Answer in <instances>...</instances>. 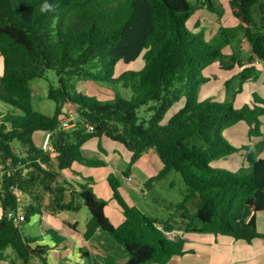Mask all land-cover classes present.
I'll return each instance as SVG.
<instances>
[{"label":"trees","instance_id":"1","mask_svg":"<svg viewBox=\"0 0 264 264\" xmlns=\"http://www.w3.org/2000/svg\"><path fill=\"white\" fill-rule=\"evenodd\" d=\"M45 3L53 10L42 12ZM230 7L241 25L221 26L208 40L204 30H189L187 23L199 8L222 18L218 0H0V103L5 105L0 107V261H8L11 252L21 264H50L51 247L35 246L38 238L27 236L24 225L36 215L79 212L84 206L90 212L84 239L101 230L127 255L124 262L110 253L94 260L81 248L85 264H168L175 256L194 253L186 250L190 235L229 236L248 243L264 238L257 227V216L264 213L260 148L247 151L248 166L237 172L219 165L240 151L226 140V130L244 122L249 137L264 136V99L254 98L252 105L240 108L231 100H200L202 86L216 78L206 74L212 65L243 68L226 82L229 89L239 78L235 98L260 74L255 62L264 63V1L230 0ZM238 43L249 49L246 64ZM140 57L143 69L115 77L119 62ZM48 71L57 76V84L50 83L48 90L56 106L52 116L34 110L31 89V81L45 78ZM76 81H93L115 96L99 100L79 93ZM119 86L130 90L131 97ZM182 99L183 107L163 124ZM67 104L75 105V121L69 127L63 124ZM38 131L50 135L52 150L36 145ZM102 138L131 152L126 177L144 154L157 152L163 168L145 187L170 172L182 177L187 189L175 213L159 220L128 205L119 191L122 181L110 174L108 181L124 214L120 226L111 223L107 202L87 182L64 173L75 163L105 165L83 154L87 142ZM80 176L94 182L93 177ZM192 201L195 209L190 208ZM174 232L182 234L168 235ZM51 238L56 246L65 242L61 236ZM10 264L18 263L15 259Z\"/></svg>","mask_w":264,"mask_h":264},{"label":"rangeland","instance_id":"2","mask_svg":"<svg viewBox=\"0 0 264 264\" xmlns=\"http://www.w3.org/2000/svg\"><path fill=\"white\" fill-rule=\"evenodd\" d=\"M194 2V0H190ZM264 1V0H262ZM222 9L223 15L220 18L217 14L210 13L206 9H197L190 17L187 23V27L189 30L195 31L194 25L199 19H201L202 15H204V25L207 39L213 40L220 29L221 26L234 28L241 25L240 20H238L234 15L230 7V0H218ZM204 10V11H203ZM253 12L255 14V20L259 22V15L257 14L258 8L254 7ZM242 35H240V38ZM236 48L242 52V63H248L249 59V49L245 44H235ZM229 50V48H228ZM255 66V65H254ZM144 61L142 57H140L137 61L131 63L119 62L115 67V77L118 78L122 73L127 71H139L143 69ZM217 66H213L211 71L207 72L208 76L214 77L215 70ZM256 67V66H255ZM219 79L216 77L213 78L209 84H205L202 86L200 90V100L201 101H213V102H225L227 100H231L234 102V99L238 96L235 95L233 98V94L239 88V78L237 80L234 79L229 89L226 88V82L228 80H221V76L227 74L228 76L234 77L236 76L240 70L243 68L237 67L239 72H232V70H224L219 68ZM225 75V76H227ZM259 76V74H258ZM50 83L57 84V76L54 71H48L45 78H38L31 81V89L33 94V108L36 112L52 116L55 113V103L48 98V90ZM120 92L126 97H131V92L128 89H124L121 86ZM76 89L79 93H83L89 96L96 97L99 100H109L114 98L115 93L113 90L108 87L98 85L93 81H76ZM245 89L244 95L249 94V99L244 100L245 104L252 105L254 103V98H262L264 99L263 92L260 89H257L255 86H248ZM229 90V91H228ZM243 90L240 92L238 99H240L243 95ZM232 93V94H231ZM241 102V103H243ZM185 103V99L177 102L167 113L164 118L163 124H167L169 120L183 107ZM243 104V105H245ZM5 105L0 103V107H4ZM66 113L68 116L63 118V124L65 127H69L70 121H75V105L67 104L65 106ZM145 108L141 109V113L144 115ZM49 134H45L44 132L38 131L35 134V143L39 144L41 140H44L42 148L44 149V144L48 139ZM224 136L226 140L240 147V151L236 154L243 152L246 158V151L248 148L254 149L255 147L260 148L261 158L264 159V136H254L249 137V130L244 122L238 123L232 129L225 131ZM40 137L42 139L40 140ZM102 141V142H101ZM252 141V142H251ZM238 143V144H237ZM237 144V145H236ZM244 146V147H243ZM49 147H51L50 143H48L46 151H50ZM89 149L85 154L86 158L101 160L105 163L103 166L92 167L97 171H94L92 175L94 182H90L87 180H83L79 178L80 182H87L88 185L92 188L94 193L100 198L107 202L105 213L109 218L111 223L116 227L120 226L124 220L123 210L118 203V201L114 198V191L108 181L110 174L117 173V176L120 177V180L124 181L122 177L123 172L126 170L128 164L131 161V152L121 143L111 141L107 138H103V140L98 139L95 140L94 143L89 144ZM96 150V151H95ZM98 151V152H97ZM97 152V153H96ZM101 155V156H100ZM248 166V162L246 160ZM236 165L233 161L226 162L225 165H221L222 168L228 169L230 171H235ZM87 168V167H85ZM163 164L155 150H150L148 153L144 154L143 157L138 160V162L132 167V171L135 172V184L138 186V181L140 178H145V181L141 182L142 190H138V194L132 197L131 193H129L125 188L120 187L119 191L122 198L126 201V203L130 206L137 207L146 215L158 218L159 220H166L172 213L176 212V207L183 200V196L186 192V185L182 179V177L175 173L170 172L165 178L160 181H153L151 186L145 187V183L159 174L162 170ZM237 168V167H236ZM242 168V165L241 167ZM115 172H112V170ZM85 173V170H83ZM97 172V173H96ZM122 172V173H121ZM85 175V174H83ZM105 179V180H104ZM141 191L144 192L141 193ZM193 202V201H192ZM190 205L191 209H195L196 202H193ZM90 218V212L87 207H83L79 212H64L58 217L50 216L49 214H43L41 219L34 218L29 224L24 225V232L27 236H39L40 234L44 235L46 233H50V235L61 236L65 239V243L75 242L76 240L72 237L74 232L76 235L84 236L86 231V225ZM74 221L77 222L76 229L73 228L72 225ZM48 233V234H49ZM103 231H98L97 234L88 242V245H94L96 249L91 252V256L94 260L100 259L106 253L112 252L119 257L125 255L124 251L118 250L114 248V243L111 238ZM182 232H174L169 236L175 237L176 235H180ZM195 245V243H194ZM87 249V248H85ZM88 250V249H87ZM56 256H49V260L51 263H54ZM17 260L18 264H21V261L18 260L13 253H9L8 261H0V264H10L12 260ZM54 261V262H53ZM57 262V261H56ZM55 262V263H56ZM57 264H64L57 263ZM85 264V262H83Z\"/></svg>","mask_w":264,"mask_h":264},{"label":"crops","instance_id":"3","mask_svg":"<svg viewBox=\"0 0 264 264\" xmlns=\"http://www.w3.org/2000/svg\"><path fill=\"white\" fill-rule=\"evenodd\" d=\"M203 18H204V15H202L201 19H199V21H197L195 23V25H194L195 31H199L200 29L205 28ZM197 24L200 25L199 28H196ZM204 31H205V29H204ZM205 33H206V31H205ZM206 36H207V34H206ZM224 52L230 53V50H228V48H225ZM249 55H250V53H249ZM213 66H217L216 69H214V70L216 71L215 76L218 77V75L220 73V71L218 69V67L220 68V66L218 63L209 67L206 71V74H207V72L211 71V68ZM255 66H256V69H258L260 71L259 76L254 80H250V81L246 82L243 85V87L247 88L248 86H255V87H257V89H260L264 95V63H260V62L256 61ZM3 72H4V60L0 54V77L2 76ZM232 72L234 73V72H239V71H238V69L235 68ZM225 75H227V74H224L223 76H221V80L222 79L223 80H229L232 78L231 76H228V75L225 76ZM218 79H219V77H218ZM244 92H245V89L243 90V95H244ZM239 94H237V95L239 96ZM238 96L234 99V105H235V107L240 108L243 106V104L246 103L243 101L244 100L247 101V99H249V94L242 96L240 99H238ZM241 102H243V103H241ZM262 122H263L262 132L264 133V117H262ZM246 126H247V124H246ZM232 128H230V129H232ZM247 128H248V126H247ZM248 130H249V128H248ZM44 133L48 134L46 132H44ZM35 134H34V138H35ZM41 139H42V137H40V140ZM95 140H98V139L90 140L89 142H87L84 145L83 152L85 154H86V151L89 149V147H88L89 144L94 143ZM101 140H103V138ZM43 142H44V140H41L40 143L39 144L36 143V145L38 147L42 148ZM151 150H153V149H151ZM247 151H250V149H248ZM247 151H246V153H247ZM85 154H84V156H85ZM240 155H244V153L241 152V153H239V155L234 154L231 157H229L228 159L220 161L219 165L220 166L225 165L226 162L233 161L235 164H238V165H236L237 168L234 167L235 171H237L240 169L241 165L242 166L247 165L245 156L242 157ZM258 158H261L260 152L258 153ZM85 167H87V168H85ZM83 170H85V173L83 172ZM97 170H99V169H97ZM97 170L95 168H92V167H89V166H86L83 164L75 163L72 167V170L65 171L64 173L70 179L78 181V179L81 178L80 175H82L84 177H93L95 175L94 174L92 175V173L94 171H97ZM112 172H115V170L113 169ZM83 174H85V175H83ZM112 174H115L117 176V173H112ZM122 177L124 178V181L121 180L122 181V188H125L129 193H131L132 197L134 198V196L138 194L137 193L138 190L139 189L142 190L141 182L145 181V178H142V179L140 178V180L138 181V184H137L138 186H136V184L134 183L135 177H136L134 171H131L130 175L127 177L124 176V174H122ZM141 193L144 194L143 191H141ZM46 214H48V213H46ZM61 214L62 213H59V214L55 215L54 217H58ZM42 216L43 215H36L32 218V220L34 218L41 219ZM50 216H53V215H50ZM76 223L77 222L74 221V224H76ZM257 227H258V230L260 232L264 233V213L258 214V216H257ZM106 236H104V234H103V237H106ZM35 237L38 238L37 242L34 244L35 246L36 245H48L51 247V250H50L49 255H48V261L50 264H57V263H63V262H64V264H77V263L83 264L84 260L81 257L80 249L81 248H87L90 254H91V252H93L96 249V247L94 245H92V246L88 245V242L90 240H85L84 236L76 235L75 232L72 235V237L76 240L75 242H72V241L69 243L64 242L60 246H56V244L53 242V240L51 238V235L48 233H46L45 236L40 234L39 236H35ZM186 238L188 239V243L186 244V250H193L194 253H188V254H185L183 256H175L174 258H172V260L168 264H264V238H257L252 243H248V242L243 241V240H235L234 238L229 237V236H196V235L192 236V235H190V236H187ZM194 243H195V245H194ZM114 248L121 250L119 248V246L115 243H114ZM109 253L113 254L112 252H109ZM114 255H116V254H114ZM49 256L50 257L56 256L54 261L55 262L57 261V262L55 263L53 261L54 263H51V261L49 260ZM117 258L119 259L120 262H124L127 259V255L125 253V255H123L122 257L117 256Z\"/></svg>","mask_w":264,"mask_h":264},{"label":"clouds","instance_id":"4","mask_svg":"<svg viewBox=\"0 0 264 264\" xmlns=\"http://www.w3.org/2000/svg\"><path fill=\"white\" fill-rule=\"evenodd\" d=\"M50 10H53V9H52V6L49 5V4H47V3H45V4L42 5V7H41V11H42V12H46V11H50Z\"/></svg>","mask_w":264,"mask_h":264},{"label":"built area","instance_id":"5","mask_svg":"<svg viewBox=\"0 0 264 264\" xmlns=\"http://www.w3.org/2000/svg\"><path fill=\"white\" fill-rule=\"evenodd\" d=\"M49 138H50V135H48V139L46 140L45 144H44V149L46 150L47 149V146H48V143H49ZM50 149L49 150H52V147H49ZM168 235H170V233H168ZM171 237V236H170Z\"/></svg>","mask_w":264,"mask_h":264},{"label":"water","instance_id":"6","mask_svg":"<svg viewBox=\"0 0 264 264\" xmlns=\"http://www.w3.org/2000/svg\"><path fill=\"white\" fill-rule=\"evenodd\" d=\"M63 111L65 112V111H66V109L64 108V109H63Z\"/></svg>","mask_w":264,"mask_h":264}]
</instances>
